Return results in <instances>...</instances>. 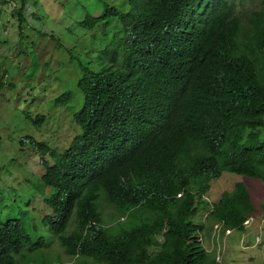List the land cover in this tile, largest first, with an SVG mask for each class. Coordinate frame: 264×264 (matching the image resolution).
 <instances>
[{"label":"trees","instance_id":"obj_1","mask_svg":"<svg viewBox=\"0 0 264 264\" xmlns=\"http://www.w3.org/2000/svg\"><path fill=\"white\" fill-rule=\"evenodd\" d=\"M26 1L14 8L21 31ZM256 1L127 0L87 16L85 28L104 39L98 69L80 64L82 99L69 91L55 99L79 108V132L62 151L38 143L43 180L55 188L48 229L70 258L221 264L204 246L200 213L244 231L256 207L242 181L210 203L211 183L225 172L264 182V141L255 144L264 128V0ZM27 241L21 221H0V264H61L43 251L51 243Z\"/></svg>","mask_w":264,"mask_h":264},{"label":"rangeland","instance_id":"obj_2","mask_svg":"<svg viewBox=\"0 0 264 264\" xmlns=\"http://www.w3.org/2000/svg\"><path fill=\"white\" fill-rule=\"evenodd\" d=\"M126 1L27 0L23 11L26 22L21 31L13 7L0 0V221H21L29 237L27 247L41 238L51 243L43 251L56 263L83 264L70 258L59 236L48 229L53 210L46 200L55 188L43 180L45 166L38 143L46 142L62 151L79 132L73 119L79 108L57 106L55 99L64 91L82 99L78 87L83 75L80 64L98 69V51L104 39L98 35L95 40L96 29L85 28L87 16L102 15L105 2L124 8ZM14 2L21 7L22 0ZM118 27L115 21L109 30L110 37ZM42 115H47V120L39 126ZM261 133L255 144L264 141V128ZM49 162L53 160L49 158ZM239 181L248 185L255 213L244 231H224L220 223L207 218V210L202 211L204 246L221 264H264V182L225 172L211 183L207 199L210 203L217 201ZM112 211L104 204L107 225L112 224ZM87 262L98 264L93 260Z\"/></svg>","mask_w":264,"mask_h":264},{"label":"built area","instance_id":"obj_3","mask_svg":"<svg viewBox=\"0 0 264 264\" xmlns=\"http://www.w3.org/2000/svg\"><path fill=\"white\" fill-rule=\"evenodd\" d=\"M4 2H5L6 5H9L10 4L13 7V9L16 8L17 5H18V3L17 2H14V0H4Z\"/></svg>","mask_w":264,"mask_h":264},{"label":"clouds","instance_id":"obj_4","mask_svg":"<svg viewBox=\"0 0 264 264\" xmlns=\"http://www.w3.org/2000/svg\"><path fill=\"white\" fill-rule=\"evenodd\" d=\"M45 173V172H44Z\"/></svg>","mask_w":264,"mask_h":264}]
</instances>
